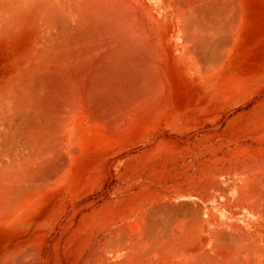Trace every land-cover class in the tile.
Segmentation results:
<instances>
[{
  "label": "bare ground",
  "instance_id": "1",
  "mask_svg": "<svg viewBox=\"0 0 264 264\" xmlns=\"http://www.w3.org/2000/svg\"><path fill=\"white\" fill-rule=\"evenodd\" d=\"M100 188L99 264H264V0H0L10 259Z\"/></svg>",
  "mask_w": 264,
  "mask_h": 264
},
{
  "label": "rangeland",
  "instance_id": "2",
  "mask_svg": "<svg viewBox=\"0 0 264 264\" xmlns=\"http://www.w3.org/2000/svg\"><path fill=\"white\" fill-rule=\"evenodd\" d=\"M212 126L213 125H209L208 127ZM224 127L225 125L223 128ZM110 182V185L107 186L106 190L104 189V191L114 190V182ZM101 192L102 188L96 190L94 195L90 196L89 199L78 200L73 204L68 201L64 202V204L59 207L55 205L50 207L48 206V210L46 211L48 214V222L53 221V224L52 226H49L47 231H44V233L40 235V238L43 241L42 245L39 248H37L38 246L36 247L38 250L34 247H27V250L24 249L26 253L18 255L16 259H10L13 253H8L9 249L4 250L6 244L11 240L10 236L6 233L3 234V232H0V263L2 262V258L5 256V258L10 259H5L7 261L5 264H99V260L103 252L105 237L108 236L112 230L103 232L98 231L91 236L90 232L80 230L79 232L78 228L83 217L87 213L91 212L93 207H99L104 203L103 201L99 202L97 206H88L91 202L97 200L98 196L101 195ZM108 200L112 199L109 198V195H106V201ZM61 211H63L64 214L59 216ZM130 222L131 219L128 221V223ZM28 238L29 236L23 237L20 240H28ZM31 239L33 240V237H31ZM36 252L38 254H36ZM38 256L40 257L38 258ZM1 264H3V262Z\"/></svg>",
  "mask_w": 264,
  "mask_h": 264
}]
</instances>
